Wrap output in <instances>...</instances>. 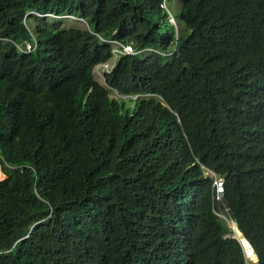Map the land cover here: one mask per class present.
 <instances>
[{"label":"trees","instance_id":"obj_1","mask_svg":"<svg viewBox=\"0 0 264 264\" xmlns=\"http://www.w3.org/2000/svg\"><path fill=\"white\" fill-rule=\"evenodd\" d=\"M164 1L0 0V264H264V0Z\"/></svg>","mask_w":264,"mask_h":264},{"label":"clouds","instance_id":"obj_2","mask_svg":"<svg viewBox=\"0 0 264 264\" xmlns=\"http://www.w3.org/2000/svg\"><path fill=\"white\" fill-rule=\"evenodd\" d=\"M164 2H166V0L164 1ZM163 2V3H164ZM166 4H167V9H165V8H162V5H161V8L162 9H165L166 11H168V13L170 14V16H172V17H174V15H173V12H172V9L170 8V6H169V4L166 2ZM70 17H72V16H70V15H67V16H64L63 18L64 19H67V18H70ZM79 21H83V22H86L85 20H83V19H80V18H77ZM170 20H171V17H170ZM176 21V20H175ZM172 23V22H171ZM88 25V24H87ZM83 30H89L90 31V27L88 28V29H83ZM101 40L103 41V42H105V43H107L108 45H110L111 47H112V49H113V51H112V58L108 61V62H106V63H103V64H100V65H98L95 69H94V75H95V77L96 76H100L101 75V73H102V77L104 78V84L106 85V82H105V75L106 74H110V73H112V71L114 70V68H115V65H116V63H117V61L119 60V58L120 57H122V56H130V55H138L139 53L138 52H136V50L133 48V46L132 45H130V44H124V43H121L120 41H117V40H108V39H103V38H101ZM26 45H25V48H23V49H21L20 47H19V45H16L17 46V48H19V49H21V51H23V52H25V53H31V52H33L34 50H35V41L33 40V43H29V42H26L25 43ZM127 46H129V47H131L132 48V50H133V53H130V54H125L124 53V48L125 47H127ZM105 65H109V71H107V69H105ZM97 80V79H96ZM98 81V80H97ZM103 84V85H104ZM118 94V93H117ZM119 95V94H118ZM121 96V95H120ZM123 97H126V96H121V98L122 99H124ZM134 98V99H136V98H138V96H130V97H128L127 99H125V100H128L129 98ZM1 169H2V167H1ZM3 170V169H2ZM216 182L218 183H222V190L220 191L219 190V188H218V185L216 184ZM215 185H216V187H217V190H218V194H219V197L218 198H221V196L223 195V192H224V188H223V181H222V179H216V181H215ZM236 224V223H235ZM231 226V225H230ZM232 228V227H231ZM233 229V228H232ZM233 231H234V229H233ZM240 231V230H239ZM241 232V231H240ZM235 233V232H234ZM245 252V251H244ZM246 255V254H245ZM247 258V257H246ZM247 260H248V258H247ZM253 264H255V263H253Z\"/></svg>","mask_w":264,"mask_h":264},{"label":"rangeland","instance_id":"obj_3","mask_svg":"<svg viewBox=\"0 0 264 264\" xmlns=\"http://www.w3.org/2000/svg\"><path fill=\"white\" fill-rule=\"evenodd\" d=\"M174 3H175V5H178V1L177 0H175L174 1ZM175 9H177L176 8V6H174V11H176ZM171 17V22L174 24V25H176L177 27L179 26V23H178V21H175V19H174V17H172V16H170ZM68 20L65 22V27H67V28H72V27H79L80 29H88L89 28V26L87 25V23L86 22H83V21H79L78 19H77V17H70V18H67ZM48 21H51V18H48ZM29 28L30 29H32V26H29ZM96 79L98 80V82H100L101 84H104V78L102 77V73H101V75L100 76H96ZM105 85V84H104ZM111 97L112 98H120L121 96L120 95H118L115 91H114V93H112L111 94ZM124 99H127L128 97H123ZM133 105V104H132ZM0 167H1V163H0ZM1 171H2V173H3V170L1 169ZM209 174H211V175H213L212 173H209ZM3 175H4V173H3ZM5 178V177H4ZM233 223V222H232ZM231 225V224H230ZM242 238V237H241ZM254 261V260H253ZM251 262L249 259H248V263L249 264H252V263H254V262H256V261H254V262Z\"/></svg>","mask_w":264,"mask_h":264},{"label":"bare ground","instance_id":"obj_4","mask_svg":"<svg viewBox=\"0 0 264 264\" xmlns=\"http://www.w3.org/2000/svg\"><path fill=\"white\" fill-rule=\"evenodd\" d=\"M231 227L234 228V231H233V232H235V233L237 234V236H239V237L241 238L242 235H241V233H240V231H239L237 225H236L234 222L231 223ZM243 245H244V247L246 248V252L250 255V259L256 261V256H255V254L253 253V251L250 250V247H249L248 242L243 241Z\"/></svg>","mask_w":264,"mask_h":264},{"label":"water","instance_id":"obj_5","mask_svg":"<svg viewBox=\"0 0 264 264\" xmlns=\"http://www.w3.org/2000/svg\"><path fill=\"white\" fill-rule=\"evenodd\" d=\"M233 229H234V228H233ZM240 233H241V235H242V238H240L239 236H237L236 233H234L233 237L236 238V239L240 242V244L242 245V247H243V249H244V251H245L246 257L252 262L253 260L250 259V255L246 252V248H245L244 245H243V241H246V242H248V241H247V239L244 237V235L242 234V232H240ZM248 244H249L250 250L253 251V253L255 254V252H254V250H253L251 244H250L249 242H248ZM255 256H256V262H254V261H253V262H254V263H258L259 259H258V257H257L256 254H255Z\"/></svg>","mask_w":264,"mask_h":264},{"label":"built area","instance_id":"obj_6","mask_svg":"<svg viewBox=\"0 0 264 264\" xmlns=\"http://www.w3.org/2000/svg\"><path fill=\"white\" fill-rule=\"evenodd\" d=\"M162 8L167 9V4H166V2H164V3L162 4ZM124 50H125V51H124L125 54L133 53L132 48L129 47V46L125 47ZM109 68H110L109 65H105V69H107V71L110 70ZM216 184L218 185V188H219V190L221 191V190H222V183H219V182L217 183V182H216Z\"/></svg>","mask_w":264,"mask_h":264}]
</instances>
